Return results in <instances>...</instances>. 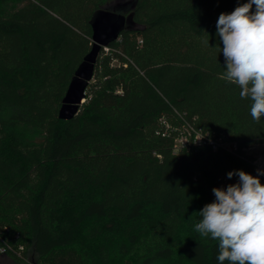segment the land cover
I'll use <instances>...</instances> for the list:
<instances>
[{"label": "trees", "instance_id": "1", "mask_svg": "<svg viewBox=\"0 0 264 264\" xmlns=\"http://www.w3.org/2000/svg\"><path fill=\"white\" fill-rule=\"evenodd\" d=\"M115 0H0V224L17 261L34 264H218L198 212L213 188L253 176L264 118L222 79L221 13L246 0H138L102 47L86 99L59 116L93 45V13ZM174 127L222 138L174 149ZM258 146V149L255 147ZM264 183V175L260 177ZM6 218L12 222L9 223Z\"/></svg>", "mask_w": 264, "mask_h": 264}, {"label": "clouds", "instance_id": "2", "mask_svg": "<svg viewBox=\"0 0 264 264\" xmlns=\"http://www.w3.org/2000/svg\"><path fill=\"white\" fill-rule=\"evenodd\" d=\"M216 35L224 57L222 79L239 87L240 98L251 102L250 116L264 118V0H246L230 13H221ZM258 170L227 173L238 177L226 188H213L215 200L199 212L194 230L218 242V264H264V183ZM2 251V249H0Z\"/></svg>", "mask_w": 264, "mask_h": 264}, {"label": "water", "instance_id": "3", "mask_svg": "<svg viewBox=\"0 0 264 264\" xmlns=\"http://www.w3.org/2000/svg\"><path fill=\"white\" fill-rule=\"evenodd\" d=\"M138 0H115L97 9L90 20L93 45L78 66L69 83L59 111L62 119H72L86 99V90L91 81L99 53L104 46L116 40L123 30L143 28L134 19V8Z\"/></svg>", "mask_w": 264, "mask_h": 264}, {"label": "built area", "instance_id": "4", "mask_svg": "<svg viewBox=\"0 0 264 264\" xmlns=\"http://www.w3.org/2000/svg\"><path fill=\"white\" fill-rule=\"evenodd\" d=\"M105 49H108V46H104ZM160 132L163 135H169L172 132H176L174 149L176 151L182 148H190L191 146H201L209 145L214 149L224 148L229 151H236L237 145L223 140L222 138L215 139L211 136L204 137L200 130H195L189 127H174L171 125L169 120L165 117L160 119ZM194 135L191 138V135ZM255 171L254 174H258V170L264 171V160L263 155L259 154L254 161ZM9 231L8 225L0 224V253L12 252L20 257H23L24 245L15 246L13 245L8 238L5 236V233Z\"/></svg>", "mask_w": 264, "mask_h": 264}, {"label": "flooded vegetation", "instance_id": "5", "mask_svg": "<svg viewBox=\"0 0 264 264\" xmlns=\"http://www.w3.org/2000/svg\"><path fill=\"white\" fill-rule=\"evenodd\" d=\"M7 258H9V260L7 259ZM5 260V261H9L10 263H12V264H23L22 262H20V261H17V260H15V259H13V258H11L10 256H8L7 254H4V253H0V260ZM2 262H4V261H2Z\"/></svg>", "mask_w": 264, "mask_h": 264}, {"label": "rangeland", "instance_id": "6", "mask_svg": "<svg viewBox=\"0 0 264 264\" xmlns=\"http://www.w3.org/2000/svg\"><path fill=\"white\" fill-rule=\"evenodd\" d=\"M193 134L191 135V138H193ZM259 147L258 146H256L255 147V149H258ZM6 220L9 222V223H11L12 221L10 220V219H8V218H6ZM11 225H12V223H11ZM13 226V225H12ZM2 261H4V262H2ZM22 263L23 264H34V262L33 261H31V260H26V261H22ZM0 264H12V263H10L8 260L7 261H5V260H0Z\"/></svg>", "mask_w": 264, "mask_h": 264}, {"label": "crops", "instance_id": "7", "mask_svg": "<svg viewBox=\"0 0 264 264\" xmlns=\"http://www.w3.org/2000/svg\"><path fill=\"white\" fill-rule=\"evenodd\" d=\"M9 260V258H7Z\"/></svg>", "mask_w": 264, "mask_h": 264}]
</instances>
